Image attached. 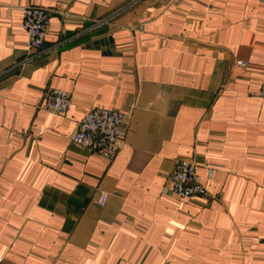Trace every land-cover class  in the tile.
Segmentation results:
<instances>
[{
	"label": "crops",
	"instance_id": "1",
	"mask_svg": "<svg viewBox=\"0 0 264 264\" xmlns=\"http://www.w3.org/2000/svg\"><path fill=\"white\" fill-rule=\"evenodd\" d=\"M263 80L264 0H0V264H264ZM97 106L128 119L112 162L70 138ZM180 158L207 196L165 193Z\"/></svg>",
	"mask_w": 264,
	"mask_h": 264
},
{
	"label": "built area",
	"instance_id": "2",
	"mask_svg": "<svg viewBox=\"0 0 264 264\" xmlns=\"http://www.w3.org/2000/svg\"><path fill=\"white\" fill-rule=\"evenodd\" d=\"M50 11L47 8L30 4L22 9V27L27 34V60L41 56L45 50V42L49 32ZM109 20L96 22L99 27ZM93 27V28H94ZM237 66L246 68L248 62L237 61ZM258 95L264 99V80L259 88ZM73 105L70 92L50 87L46 89L41 108L44 110L67 114ZM128 119L124 112L118 108L103 106L92 107L78 122L71 134V141L90 154H99L109 162L114 161L126 145V128ZM167 194H177L183 198L207 196L206 187L199 181L197 164L188 158L177 159L168 175ZM109 199L108 192L102 191L98 204L103 206Z\"/></svg>",
	"mask_w": 264,
	"mask_h": 264
},
{
	"label": "rangeland",
	"instance_id": "3",
	"mask_svg": "<svg viewBox=\"0 0 264 264\" xmlns=\"http://www.w3.org/2000/svg\"><path fill=\"white\" fill-rule=\"evenodd\" d=\"M237 63V62H236ZM180 159H182V158H180ZM188 159H191V158H188ZM191 160H193L194 162H195V160L194 159H191ZM176 161V160H175ZM196 163V162H195ZM174 167V166H173ZM198 175V174H197ZM168 178V177H167ZM198 179H199V177H198ZM199 181H200V179H199ZM168 183V182H167ZM207 189V188H206ZM208 191V190H207Z\"/></svg>",
	"mask_w": 264,
	"mask_h": 264
},
{
	"label": "trees",
	"instance_id": "4",
	"mask_svg": "<svg viewBox=\"0 0 264 264\" xmlns=\"http://www.w3.org/2000/svg\"><path fill=\"white\" fill-rule=\"evenodd\" d=\"M109 22H110V21H109ZM109 22H108V23H109ZM108 23H106V24H108ZM104 25H105V24H104ZM104 25H102V26H104ZM102 26H100V27H102Z\"/></svg>",
	"mask_w": 264,
	"mask_h": 264
},
{
	"label": "water",
	"instance_id": "5",
	"mask_svg": "<svg viewBox=\"0 0 264 264\" xmlns=\"http://www.w3.org/2000/svg\"><path fill=\"white\" fill-rule=\"evenodd\" d=\"M107 52L110 53V50H108Z\"/></svg>",
	"mask_w": 264,
	"mask_h": 264
}]
</instances>
